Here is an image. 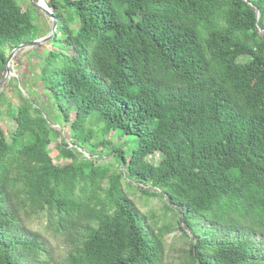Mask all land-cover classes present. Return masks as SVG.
Returning <instances> with one entry per match:
<instances>
[{
	"label": "trees",
	"instance_id": "16d2710c",
	"mask_svg": "<svg viewBox=\"0 0 264 264\" xmlns=\"http://www.w3.org/2000/svg\"><path fill=\"white\" fill-rule=\"evenodd\" d=\"M47 4L59 50L37 79L61 113L23 94L0 113V264H264V0ZM31 9L0 0V77L7 47L48 36ZM97 129L124 139L113 163L79 157L108 146Z\"/></svg>",
	"mask_w": 264,
	"mask_h": 264
},
{
	"label": "rangeland",
	"instance_id": "374dc122",
	"mask_svg": "<svg viewBox=\"0 0 264 264\" xmlns=\"http://www.w3.org/2000/svg\"><path fill=\"white\" fill-rule=\"evenodd\" d=\"M47 1V0H46ZM19 4L23 6L24 9H31L33 15L36 20V24L41 26L42 31L40 33L42 35L47 34L49 37L52 35L53 31V18L50 15L45 14L41 11L37 6L40 3V0H18ZM36 41V40H34ZM34 41L27 42L32 43ZM50 40L39 46L28 47L27 49L20 50L16 52L12 62L10 63L9 70L11 75L6 78L7 75V67L6 71L0 77V82L6 80L0 86V113L7 109L8 105H12V113L15 114L17 112L18 106L20 104L21 94L24 96L34 99L35 101L43 104L47 109L53 111L56 115H59L61 111L58 109V102L54 94L47 88L43 87V85L37 79L39 75V66L46 59L51 50H59L53 45H51ZM63 53L70 54L71 51L68 50H60ZM8 56L11 54L10 48L7 47ZM25 62L26 66H22L18 64V62ZM240 62L247 63L248 60L241 59ZM10 103V104H9ZM70 121H72L73 115L69 113ZM2 121L7 125V127L13 131L16 128L15 122L9 117H3ZM51 132V142L52 147H57V145L62 144L61 142L65 140L67 143H70V125L64 123L61 125L50 124ZM64 128V129H63ZM66 138V139H65ZM124 139H120L118 137V133L115 131H111L108 133H102L100 129L96 130V135L92 140L94 145L100 143H108L106 148L100 147L98 149V153L95 156H92L89 153L83 151L82 156H79L81 160H91L96 162L98 165H103L107 163H113V156L109 155V151H113L114 149H123L126 152L127 148L121 147ZM54 149V148H53ZM100 152V153H99ZM161 160V155L157 153L156 155H152L148 157V161L152 164H157ZM56 164L58 166H65L70 161L64 159L63 156H59L56 158ZM140 194H137L131 197L132 201L135 205L144 213L147 211H154L157 217H161L164 214L163 210V202L158 199H151L147 205H145V199L140 198ZM148 218H150L148 216ZM151 221L149 220V223ZM179 233H175L173 235H169L165 237L166 240V250L168 253L169 260L175 259L178 256V251L183 250L188 246V242L186 239L180 238L178 236ZM175 237V238H174ZM60 250H64L63 247ZM62 254V253H61Z\"/></svg>",
	"mask_w": 264,
	"mask_h": 264
},
{
	"label": "water",
	"instance_id": "95a60500",
	"mask_svg": "<svg viewBox=\"0 0 264 264\" xmlns=\"http://www.w3.org/2000/svg\"><path fill=\"white\" fill-rule=\"evenodd\" d=\"M37 7L41 11H43L45 14L50 15L53 18V27L54 28H53V31H52V35H50L49 37H46V38H42V39L36 40V41H34L32 43H24V44L20 45L18 48L14 49L11 52V54L9 56V59H8V62H7V75H6V78L9 75H11V72H10L8 66L12 62V59L14 58L16 52H18L20 50H23V49H27L28 47L39 46L40 44H43L45 42H48L49 40H51L52 38L55 37L56 31H57L58 22H57V19L53 16L51 10L49 9L48 4H47V1L46 0H40V3H39V5ZM257 16L259 18V12H258V10H257ZM260 34L263 36V31L261 29H260ZM6 78H5V80H6ZM4 81L0 82V86L4 83Z\"/></svg>",
	"mask_w": 264,
	"mask_h": 264
},
{
	"label": "bare ground",
	"instance_id": "6f19581e",
	"mask_svg": "<svg viewBox=\"0 0 264 264\" xmlns=\"http://www.w3.org/2000/svg\"><path fill=\"white\" fill-rule=\"evenodd\" d=\"M44 38H46V37H44Z\"/></svg>",
	"mask_w": 264,
	"mask_h": 264
}]
</instances>
